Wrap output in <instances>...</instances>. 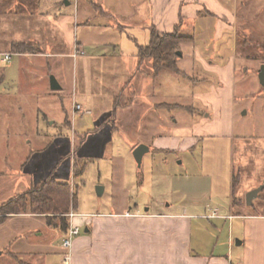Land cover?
<instances>
[{
    "label": "rangeland",
    "instance_id": "1",
    "mask_svg": "<svg viewBox=\"0 0 264 264\" xmlns=\"http://www.w3.org/2000/svg\"><path fill=\"white\" fill-rule=\"evenodd\" d=\"M68 1L65 9L79 23L69 57L35 55L26 64L19 55L8 62L0 55V207L29 187L55 179L70 185L72 221L187 208L197 215L192 221L194 227L199 224L194 234L201 251L223 242L228 249L233 232L228 253L234 264H242L246 244H237L243 238L240 221L232 227L228 219L203 215L230 213L234 176L239 204L246 202L247 189L263 180L264 26L257 18L249 27L243 22L264 0H225L237 5V23L220 36L214 26L193 27L190 19H182L179 34L194 41L177 46V73L157 77L152 61L139 56V45H148L152 35L150 0ZM86 17L92 26H82ZM99 22L122 29L98 27ZM75 41L83 43L85 55L74 56L83 50ZM200 58L218 67L233 60L232 86L202 66ZM124 59L131 69L136 60V73L125 71ZM50 74L62 82L61 93L49 90ZM118 109L124 114L116 122ZM51 119L55 125L48 124ZM140 145L148 147L141 163L134 155ZM257 202L248 209L255 212ZM51 219L63 222L61 215ZM85 228L80 224V236L88 234ZM64 237L45 218L10 220L0 227V264H67ZM17 243L31 246L33 255L8 256Z\"/></svg>",
    "mask_w": 264,
    "mask_h": 264
},
{
    "label": "crops",
    "instance_id": "2",
    "mask_svg": "<svg viewBox=\"0 0 264 264\" xmlns=\"http://www.w3.org/2000/svg\"><path fill=\"white\" fill-rule=\"evenodd\" d=\"M224 1L150 0L154 14V22L151 26L155 27L158 33L175 30L179 33L185 25L182 19L188 18L192 21L193 27L194 23L204 29L214 26L215 34L220 36L228 30H233L237 23V5L232 1ZM63 4L65 5L63 6ZM69 5L71 2L68 0H0V55L2 61L6 53L21 56L26 64L29 63V57H35V55L46 58L50 56L69 57L74 44L73 32L79 25L65 9V6ZM95 7L102 15L110 16L111 13L105 12L101 5L95 4ZM255 18L258 20V26H264V19H262L264 18V5L260 6L255 14L247 15L243 24L249 27L248 25ZM124 22L123 24H126L127 21ZM92 25L91 18L86 17L82 26ZM102 26H111L116 30L122 29L121 24L116 26L114 23L99 22L98 27ZM192 41H194V37ZM18 43L30 44L37 50L31 53L16 54L12 52V49ZM76 43L85 51L82 42ZM199 61L202 66H208L209 70L217 72L225 83L232 86L235 74L233 60L226 67L214 66L212 61L209 64L202 58ZM128 62V59L122 61L127 67L125 71L136 73V70L139 69L136 60L132 69L130 68L131 63ZM50 77L51 74L48 77L49 90L53 92L52 94L61 93L63 90L62 82L56 78L61 88L54 90L51 88ZM117 114L116 122H118L119 116L124 113L118 109ZM48 124L50 126L55 125V121L51 119ZM38 128L40 129V122ZM262 177L263 180L254 182L255 186H250L246 193L250 189L258 187L260 183H264V170ZM233 181L232 178L230 213L222 216L218 214V210H215L208 215H203V217L210 220L228 219L232 227L234 221L239 220V224L243 228L241 232L243 238L239 240L240 244L238 245L246 244L242 264H264V197L260 196L264 189L256 198L258 199L257 207L255 212H252L248 207L255 204V199L251 205L246 202L243 203L244 205L235 206L233 204ZM31 189L32 187H29L19 195H23ZM169 206L170 204L166 207ZM236 207L238 208L236 209ZM194 216L197 215L189 214L187 208H184L181 213H172L165 209L157 213L148 209L147 212L133 213L127 211L115 214L89 215L81 220L74 218V224L79 227L80 224L85 223V232L88 234L86 236L79 235L74 240L68 264H234L228 253L231 251L233 232H230L228 236V249L225 248L226 242H223V244H217L208 250V253H203L198 242H196L197 235L194 234V231L196 233L199 229V224L194 227V221H192ZM22 217L45 218L47 226L63 230L61 223L51 222L49 224L47 215L31 212L8 214L0 227L10 220ZM67 221L70 222L68 216ZM63 232L66 233L65 230ZM28 243L30 245L31 240ZM15 247L13 251L7 250L8 256L19 258L25 255H33L31 246L17 243ZM2 254L3 251L0 250V256Z\"/></svg>",
    "mask_w": 264,
    "mask_h": 264
},
{
    "label": "trees",
    "instance_id": "3",
    "mask_svg": "<svg viewBox=\"0 0 264 264\" xmlns=\"http://www.w3.org/2000/svg\"><path fill=\"white\" fill-rule=\"evenodd\" d=\"M193 37L181 35L177 30L173 32L158 33L152 27L151 40L148 45H139V56L142 59H150L153 63V76H158L161 72L170 71L177 73L180 69L177 65L179 54L177 46L185 41H192ZM13 50L20 53L36 52V48L30 44L18 43L13 46ZM115 116V113L114 115ZM233 204L241 205L236 200L235 192L237 188V177H233ZM75 204L71 203V188L65 182H58L50 179L41 186L31 189L29 192L5 202L0 207V225L5 221L8 214L31 212L35 214L47 215V220L51 224L53 215H61L63 222L61 226L67 231V214Z\"/></svg>",
    "mask_w": 264,
    "mask_h": 264
},
{
    "label": "water",
    "instance_id": "4",
    "mask_svg": "<svg viewBox=\"0 0 264 264\" xmlns=\"http://www.w3.org/2000/svg\"><path fill=\"white\" fill-rule=\"evenodd\" d=\"M260 80L262 83H264V64L261 66L260 69ZM50 82H51V88L54 90H58L61 88L60 84L58 83L57 79L55 76L50 77ZM145 150H148V147L144 145H140L139 147L136 148L134 151V155L139 163L142 162V157L144 155ZM264 189V184L256 187L246 194V203L248 205H251L253 203V200L256 199L259 195V193ZM237 244H240V241L237 240Z\"/></svg>",
    "mask_w": 264,
    "mask_h": 264
},
{
    "label": "built area",
    "instance_id": "5",
    "mask_svg": "<svg viewBox=\"0 0 264 264\" xmlns=\"http://www.w3.org/2000/svg\"><path fill=\"white\" fill-rule=\"evenodd\" d=\"M81 53L82 55L85 53L84 50L82 51H78L76 52V54L74 56H76L77 54ZM12 57L11 53H6L4 54V58L3 61L4 62H8L10 61ZM78 109H81V106L78 104ZM87 113H90V111H86ZM76 214L72 211L69 214H67L68 217H70V222H69V226L67 228V231L65 233V237L63 238V247L67 250L68 256H67V264L69 263L70 260V251L74 242V239L80 235L81 231H80V227L75 225L74 222L72 221V218L75 216Z\"/></svg>",
    "mask_w": 264,
    "mask_h": 264
}]
</instances>
